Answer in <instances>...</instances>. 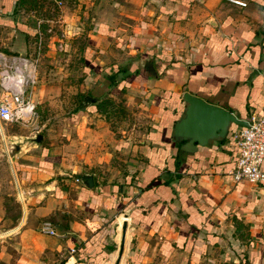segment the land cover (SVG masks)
I'll use <instances>...</instances> for the list:
<instances>
[{"label": "crops", "instance_id": "crops-1", "mask_svg": "<svg viewBox=\"0 0 264 264\" xmlns=\"http://www.w3.org/2000/svg\"><path fill=\"white\" fill-rule=\"evenodd\" d=\"M54 1L56 16L31 18L22 13L26 0H0V25L26 34L30 17L57 23L67 41L82 34L83 71L99 93L83 95L67 116V143L17 162L22 206L13 223L0 214V264H111L124 212L119 264H264V179L229 175L238 126L192 152L171 137L182 91L242 118L264 107V0ZM112 72L117 82L104 93L116 94L130 72L124 88L146 105L135 140L129 131L109 137L95 116L97 74Z\"/></svg>", "mask_w": 264, "mask_h": 264}, {"label": "rangeland", "instance_id": "rangeland-1", "mask_svg": "<svg viewBox=\"0 0 264 264\" xmlns=\"http://www.w3.org/2000/svg\"><path fill=\"white\" fill-rule=\"evenodd\" d=\"M21 7L25 9L22 13L30 14L31 18L54 17L58 11L54 0H26ZM30 17L26 21L31 29L26 34L17 28L0 25V50L34 57L37 62V81L32 87L34 117L22 122H0V214L5 209L12 223L20 215L22 206L18 195L17 162L25 160V153H37L40 146L58 147L67 143L66 136L73 133L67 116L80 104L83 95L91 91L99 93V90H92V82L83 71L85 37L79 34L67 41L60 36L57 23L37 25L36 19L30 22ZM33 27L37 30L32 31ZM100 101L102 104L98 105L95 116L102 120L109 137L120 138L128 131L131 139L140 136L139 132L147 124L148 111L138 95L123 87L116 94L104 93ZM27 146L29 149L24 152ZM31 146L37 147L32 150ZM3 227L5 224L1 223L0 228Z\"/></svg>", "mask_w": 264, "mask_h": 264}, {"label": "built area", "instance_id": "built-area-1", "mask_svg": "<svg viewBox=\"0 0 264 264\" xmlns=\"http://www.w3.org/2000/svg\"><path fill=\"white\" fill-rule=\"evenodd\" d=\"M228 1L246 5V0ZM36 63L34 57L0 50V122H22L34 117L32 87L37 81ZM245 120V126L238 125L232 132L237 156L229 175L233 181L257 183L264 179V171L260 167L264 162V107L251 112ZM40 229L54 233L48 224Z\"/></svg>", "mask_w": 264, "mask_h": 264}, {"label": "water", "instance_id": "water-1", "mask_svg": "<svg viewBox=\"0 0 264 264\" xmlns=\"http://www.w3.org/2000/svg\"><path fill=\"white\" fill-rule=\"evenodd\" d=\"M183 100L182 114L174 121L171 137L180 142L179 148L187 152H192L197 145H206L212 140L223 139L229 131L230 125L245 126V118L236 116L227 108L209 102L203 97L182 91ZM38 134L36 139L39 138ZM91 175L83 179V184L91 185ZM128 215L123 213L120 224L119 240L116 245V253L111 264H119L125 245V233Z\"/></svg>", "mask_w": 264, "mask_h": 264}, {"label": "trees", "instance_id": "trees-1", "mask_svg": "<svg viewBox=\"0 0 264 264\" xmlns=\"http://www.w3.org/2000/svg\"><path fill=\"white\" fill-rule=\"evenodd\" d=\"M15 26H17V24H14ZM18 27V26H17ZM115 74H116V72H112V73H110V74H106L105 76H103L102 77V75H100V74H97L98 76H97V78L98 79H100V77H101V82H102V89H101V95H103V93L104 92H106V91H108L107 89V86H109V85H111V84H113V83H115V81H114V76H115ZM131 74H130V72H128V73H126V74H124L123 76H121L120 78H119V88H115V90H113L114 92H116V93H118L124 86H126V84L125 83H127V77L128 76H130ZM99 104H102V101H98V103H97V108H99L98 107V105ZM81 106V104H78V106H76L75 108H73V111H76L77 109H78V107H80Z\"/></svg>", "mask_w": 264, "mask_h": 264}]
</instances>
